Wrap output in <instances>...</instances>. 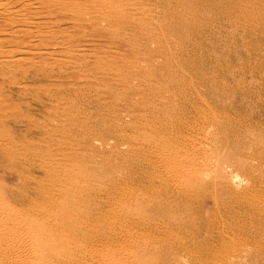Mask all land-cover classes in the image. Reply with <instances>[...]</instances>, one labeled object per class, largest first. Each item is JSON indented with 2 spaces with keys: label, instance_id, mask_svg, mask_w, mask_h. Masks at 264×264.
I'll return each mask as SVG.
<instances>
[{
  "label": "rangeland",
  "instance_id": "1",
  "mask_svg": "<svg viewBox=\"0 0 264 264\" xmlns=\"http://www.w3.org/2000/svg\"><path fill=\"white\" fill-rule=\"evenodd\" d=\"M91 1L102 10L103 0ZM116 3L122 5L121 36L112 35L107 22L89 33L93 20L82 25L88 32L72 14L55 12L48 27L64 29L65 39H51L49 48L58 50L61 40L73 44L56 56L66 67L45 50L26 56L24 33L0 34L6 41L0 42V208L34 231L54 228L55 203L69 200L64 192L88 201L89 231L101 239L90 241L99 256L94 264H105L104 257L112 264H264V148L261 158L252 153L253 142L264 147V0ZM105 8L118 20L113 7ZM3 20L8 16L0 14ZM35 20L24 29L44 31ZM207 106L229 119L226 132L213 118L197 117L202 108L206 116ZM179 132L190 144L214 143L221 134L216 140L223 146L168 149ZM238 149L254 166L249 177L240 172L237 202L189 199L196 227L156 213L159 200L164 210L182 214L180 202L171 211L167 197H157L168 156L176 164L223 163Z\"/></svg>",
  "mask_w": 264,
  "mask_h": 264
},
{
  "label": "bare ground",
  "instance_id": "2",
  "mask_svg": "<svg viewBox=\"0 0 264 264\" xmlns=\"http://www.w3.org/2000/svg\"><path fill=\"white\" fill-rule=\"evenodd\" d=\"M91 2H92L91 0H0V11L3 12V13L0 12V14L8 16V20L6 21L3 20L2 25L0 24V34H2L5 31L7 32V34H9L8 32H12L15 34L24 33V35L26 36L25 44L26 46L27 45L29 46L27 48V50H29L28 53H24L26 56L39 54L40 51L45 50L43 53L47 57L51 58L54 62L56 61L59 64V67H66L68 66V63H65V61H59L58 57L56 56L62 55L63 49H66V46L72 47L73 44L61 40V42L58 44L57 47L59 48L58 50L53 49V46L49 48L50 44L56 41L55 40L51 42V39H59V38L65 39L64 29L55 30L48 27L50 20L54 19L53 16L55 15V12L72 14L74 18H71V20L74 19L75 21H77L76 24H78L79 27L85 26V22L87 19L89 21L93 20L90 21V23H87L88 26L87 28L89 30L91 29L90 32L83 27L84 30L86 29L89 33H92V31H94V29L97 28L96 26L100 27L99 24L101 22H107L108 27L112 32V35H120V36L122 35L121 32H123L122 30L124 28L122 27L121 24L122 17H120L122 13V5L116 3V0H103L104 3L102 4L103 6L102 10L96 11V9L91 8ZM106 6H111L116 10L118 20L115 19L114 14L109 13L110 10L108 8H105ZM48 8H52L51 9L52 11L45 12L44 10H47ZM42 9H44L43 14L45 16H41ZM82 12H84V14L87 13V15H85L87 17L77 18L76 14ZM34 16L36 19L34 21L35 25L39 26V29H44V31H40V30L29 31V29H24L27 24L26 22L28 20H32ZM4 34L5 33H3L2 35ZM0 42L4 43L6 41L4 40L2 41L0 37ZM107 44H110V42L108 41ZM15 46L18 47L17 45ZM14 48L10 47L9 49L8 48L7 49L10 50ZM18 50L21 49L18 48ZM54 57L56 58L54 59ZM15 60L24 61L27 59L21 57V58H16ZM81 64H83V62L80 63V66ZM207 107L208 109H204L207 110L206 116L202 113L203 110L202 108V110H200L201 111L200 115L197 117L203 118L204 116L205 119L213 118V121L215 122L216 125L215 126L216 129L218 128V130H223L224 132H226L225 129L227 126H225V124L229 122L227 121L229 119H226V117L224 116L217 115L215 112L212 111L213 108H210L211 106L210 107L207 106ZM197 112L198 111H196V113ZM232 125L230 124V126ZM173 126H175V124ZM193 130L195 129L193 128ZM228 132L229 131H227V134L232 133L233 135H235L234 129H232V132L230 131L231 133ZM236 134L238 133L236 132ZM213 136H215V134ZM220 136L218 137L219 139ZM241 136L242 135H240V137ZM177 137H180V139L177 140V138H175L177 142L175 143V145H173L174 144L173 143L172 146L171 144H169L168 149L170 148L172 150L174 148L190 145L193 146L194 149L196 150L212 152L216 150L219 145L220 146L222 145L221 143L222 141L216 140L218 139L217 137H215L216 139L214 138L215 139L214 143H210V141L206 142L203 140L200 141L199 143L193 142L192 144L190 143L191 141H193V139L188 138L189 136L183 138V136H181L179 132V134H177ZM237 143H234L235 146ZM231 144L232 143H230V145ZM253 146L255 148L252 149L254 150L252 153L258 155L261 158L262 155L260 154L262 153L260 152L259 148H264V147L260 146V144H258L256 141L253 142ZM223 148L225 149V146ZM240 149H238L237 154L236 155L234 154L231 160L229 161L226 160V162L223 163H219L217 161L214 162L213 160H211L213 161L211 162L208 159H200L198 161L191 159V161L189 162L176 164L174 158L168 156V158H166V160L164 161V165H161L163 168H165L167 177L159 176V181L161 182V186L157 188V197L159 199L161 196H166L169 204L167 208L171 211L174 209L172 203L176 202V204H178V202H180L182 204V212L181 211L179 212H181L182 214L164 210V208H162V202H159V200L157 201L155 206L156 213L158 215H162L163 218H167L168 220L171 221L181 220L183 222H189L190 227H196L194 217H192V215H190L189 212H187L189 206V199L191 201L193 197L211 198L212 201L216 204V206L218 205L226 206L224 204H221L222 201L225 200L226 202L228 199H232V198L233 199L235 198L237 202L239 196L238 193L240 191L239 192L235 191L234 186L240 184L241 182L244 183L243 177L240 176V172L241 171L244 172L245 176L247 174L248 177L253 174L252 173L253 170L251 167L252 163L250 162L251 163L250 165L249 163L250 157L247 156L249 153L247 155L243 154L241 153L243 151H240ZM249 150L250 148L247 151ZM232 152L230 154H232ZM154 153H156L158 158L161 157V161L165 157L163 155L162 157L159 151L154 150ZM223 153L224 152H222V154ZM227 153L228 152H226V155ZM223 155L225 156V154ZM172 168H175L176 174L167 170ZM178 177L182 179V183L178 182L177 179ZM245 181L246 184H249L250 182L248 180ZM63 194L64 197H68L69 200L64 202L59 201L55 203L54 209L52 210V214H51L52 221H54V228H46L43 226H38L34 229V231H30L31 225H28L27 222H23L20 216H17L16 213L15 214L12 213L13 212L12 210H11L12 212L10 210L5 211L4 209L5 206L1 204L3 208L2 207H1L2 209L0 208V264H94V262H96L99 259V256L95 254V251L92 248V243H90V241L92 240L96 242V240L100 241L101 239L99 236L96 235L92 236L94 233L92 231H89V227L92 228L91 224L94 223V221L88 220V217H90V215L87 216L86 212L84 211L86 206L88 205L87 204L88 201L85 202L82 200V198L75 200L76 198H71L73 196L72 193L68 194L67 192H64ZM69 202L71 203L69 204ZM230 203L232 202L230 201ZM177 217L179 218L177 219ZM95 222H99V220L95 219ZM197 230L200 231L199 228ZM192 233H194V231H192ZM84 239L86 241H84ZM104 258H106L105 264H112V258L110 257H104Z\"/></svg>",
  "mask_w": 264,
  "mask_h": 264
}]
</instances>
